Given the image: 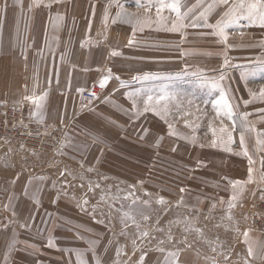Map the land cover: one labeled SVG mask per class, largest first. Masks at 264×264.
<instances>
[{"label":"rangeland","instance_id":"rangeland-1","mask_svg":"<svg viewBox=\"0 0 264 264\" xmlns=\"http://www.w3.org/2000/svg\"><path fill=\"white\" fill-rule=\"evenodd\" d=\"M9 3L12 5L6 6ZM140 3L138 7L137 0H41L37 4L34 0H0V8L69 4L68 19L78 16L79 30L87 26L92 30L94 25V31L102 32L104 44L117 40L118 67L136 72L139 82L128 92L120 91L119 100L111 101L102 87H95L92 90H101L100 94L86 101L95 102L100 114L107 115L106 124L120 126L116 134H95L97 153L101 155L102 137L113 138L115 144L111 145L116 148L118 143L127 160L109 171L94 169L112 179L103 184L104 191L111 194L107 201L114 208L112 220L98 215L100 221L119 222L128 217L147 228L157 222L158 232L169 234L174 228L172 199L180 194L174 187L197 181L209 186L210 198L205 199L214 207L206 213L210 222L205 224L211 230L212 257L227 264H245L246 260L264 264V230L249 227L251 218L260 219L264 212V145L259 143L264 139V22L259 17H241L225 29V40L216 34L215 25L226 11L219 0ZM181 19L188 26L170 31L173 22ZM145 76H152L150 86L144 84ZM229 106L231 119L225 115ZM145 108L154 111L152 126L156 130L154 139L151 135L152 146L147 148L142 144L147 143L145 136L149 140L148 132L141 130L148 128L151 116L142 114ZM65 140L66 136L62 147L69 157ZM64 159L62 154L39 156L42 163ZM71 159L86 165L79 158ZM161 198L164 203L159 202ZM80 202L89 206L87 198ZM121 207H126L124 213ZM249 246L254 255H249Z\"/></svg>","mask_w":264,"mask_h":264},{"label":"crops","instance_id":"crops-1","mask_svg":"<svg viewBox=\"0 0 264 264\" xmlns=\"http://www.w3.org/2000/svg\"><path fill=\"white\" fill-rule=\"evenodd\" d=\"M68 5L0 8V104L32 102L21 107L42 124L61 127L69 157L86 163L65 156L42 163L40 154L30 156L18 143L0 137V264H227L217 262L209 249L206 213L214 207L205 199L210 196L204 183L189 180L174 187L180 194L172 199L169 234L158 232L157 222L147 228L128 217L100 221L98 215L112 220L111 194L103 189L112 179L94 169L109 171L127 160L118 143L111 145L113 138L102 137L97 153L95 134H116L120 126L106 124L107 115L82 94L102 87L115 101L139 81L135 70L118 67L119 57L113 54L117 40L104 44L94 25L79 30L78 16L68 19ZM143 81L150 86L152 76ZM142 114L151 116L148 128L141 130L148 132L142 144L147 148L151 135L156 137L155 117L153 110ZM85 198L88 207L80 202Z\"/></svg>","mask_w":264,"mask_h":264},{"label":"built area","instance_id":"built-area-1","mask_svg":"<svg viewBox=\"0 0 264 264\" xmlns=\"http://www.w3.org/2000/svg\"><path fill=\"white\" fill-rule=\"evenodd\" d=\"M100 92L101 90L97 89L86 91L83 98L88 102L93 101ZM23 105L28 106L30 103L24 102ZM0 137L18 143L19 147L28 153L62 154L67 159H71L62 147L65 139L63 130L35 120L23 107L0 104ZM262 213L260 219L251 218L249 227L258 231L264 230V212Z\"/></svg>","mask_w":264,"mask_h":264},{"label":"snow or ice","instance_id":"snow-or-ice-1","mask_svg":"<svg viewBox=\"0 0 264 264\" xmlns=\"http://www.w3.org/2000/svg\"><path fill=\"white\" fill-rule=\"evenodd\" d=\"M14 2H19V0H14ZM41 0H34V4L40 3ZM152 0H149V4H151ZM219 3L224 5L226 8V11H224L223 13V17L221 18L220 21L217 22V24L215 25V27L217 28V35L222 36L225 40H227V36L225 35V29L228 27L229 24L232 23H238L239 20L241 19V17H246L248 19H252L253 17H259L260 20L262 22H264V0H219ZM50 6V5H49ZM137 6L140 7L142 6L140 3V0H137ZM123 10V6H120ZM173 10L177 12V15L179 16V9L177 7H175V4L173 5ZM125 15H130L128 13H124ZM119 15V14H118ZM139 23V21H137ZM188 25H185L183 23V20H179V22H173L172 27L169 29L170 31H180L181 28L187 27ZM193 27H195V24H192ZM114 55L118 54V53H113ZM225 64H227V60H225ZM107 79V77H106ZM103 86V84L101 85ZM95 95V94H93ZM152 98L149 97V100H151ZM161 99H163V97H161ZM217 103L219 104L220 101H217ZM247 103V102H246ZM148 109L145 108V111H147ZM225 115H227L229 117V119H231L232 117V112H231V108L229 106L228 111L225 113ZM264 135V134H262ZM229 139H231V133H229ZM159 141H157L158 143ZM240 142L243 145L244 143V128L243 125L241 126V133H240ZM259 143L261 145H264V139L260 140ZM244 155H247V150L244 151L243 153ZM253 163L251 157H249V165H251ZM262 164H264V161H262ZM252 169L251 167L249 168V172L251 173ZM251 179V177H249ZM239 183V182H236ZM233 199H235V197H233ZM160 203H164L163 198L160 199L159 201ZM233 205H230V207H232ZM142 235L146 236L147 233L144 232L142 233ZM245 237L247 240V233H245ZM249 255H254L253 250L251 248V246H249ZM227 259V257H226ZM213 264H215V261H213ZM245 264H248V261H245Z\"/></svg>","mask_w":264,"mask_h":264}]
</instances>
